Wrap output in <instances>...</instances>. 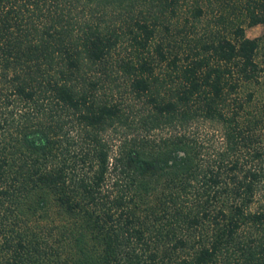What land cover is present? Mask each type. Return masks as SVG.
Masks as SVG:
<instances>
[{"label":"trees","instance_id":"16d2710c","mask_svg":"<svg viewBox=\"0 0 264 264\" xmlns=\"http://www.w3.org/2000/svg\"><path fill=\"white\" fill-rule=\"evenodd\" d=\"M262 42L264 0H0V264H264Z\"/></svg>","mask_w":264,"mask_h":264},{"label":"rangeland","instance_id":"374dc122","mask_svg":"<svg viewBox=\"0 0 264 264\" xmlns=\"http://www.w3.org/2000/svg\"><path fill=\"white\" fill-rule=\"evenodd\" d=\"M212 6H213V3H212ZM206 7L209 8V9L204 13V15L202 17V20L200 21L201 26L199 24L197 30L200 31L203 28L207 27L206 25H208L213 30L218 28L219 32H228V30H230V28H231V25H230L229 21H227L225 27L222 24H220V23H216L213 20L214 17H212V15H213L212 11L214 10V6L212 7L213 10L210 9L211 6L209 7L208 4L206 5ZM229 18H231L230 20H234V17L232 15H230ZM242 26H244V33L248 37L259 36L263 32V26L260 23H256V24H253V25H244L243 24ZM228 36H230V35L228 34ZM256 59L258 60V62L261 65H264V42H262L260 44V47L257 50ZM261 80H262V85H261L262 88L260 89V96L264 97V77H262ZM207 129L209 131H212L211 127H207ZM255 197H257L258 200L264 198V182L257 189ZM256 204H257V202H254V204L251 205L252 208L255 207ZM49 213L51 215H53V216H58V214H59L58 209L56 207H53V206H51V208L49 210Z\"/></svg>","mask_w":264,"mask_h":264}]
</instances>
